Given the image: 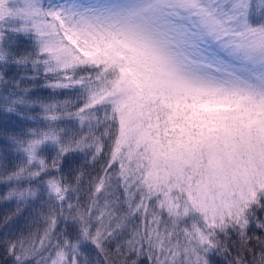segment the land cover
I'll return each instance as SVG.
<instances>
[{"label":"snow or ice","instance_id":"1","mask_svg":"<svg viewBox=\"0 0 264 264\" xmlns=\"http://www.w3.org/2000/svg\"><path fill=\"white\" fill-rule=\"evenodd\" d=\"M0 264H264V0H0Z\"/></svg>","mask_w":264,"mask_h":264}]
</instances>
